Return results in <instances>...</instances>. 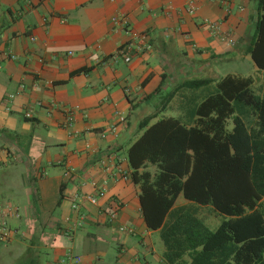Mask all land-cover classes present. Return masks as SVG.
Returning a JSON list of instances; mask_svg holds the SVG:
<instances>
[{
  "label": "crops",
  "instance_id": "obj_1",
  "mask_svg": "<svg viewBox=\"0 0 264 264\" xmlns=\"http://www.w3.org/2000/svg\"><path fill=\"white\" fill-rule=\"evenodd\" d=\"M258 1L193 0L190 15L188 0H0V226L10 233L0 264L67 254L80 264H167L160 231L143 220L128 149L160 93L194 125L220 66L249 56ZM99 189L105 196L89 204L84 196ZM179 196L172 213L184 207L210 223L199 214L210 206Z\"/></svg>",
  "mask_w": 264,
  "mask_h": 264
},
{
  "label": "trees",
  "instance_id": "obj_2",
  "mask_svg": "<svg viewBox=\"0 0 264 264\" xmlns=\"http://www.w3.org/2000/svg\"><path fill=\"white\" fill-rule=\"evenodd\" d=\"M258 11L245 54L264 70V0ZM252 86V77L221 78L196 105L191 127L172 117L149 125L156 114L138 125L144 132L127 152L130 177L147 228L160 231L167 264H264V95ZM179 195L224 219L210 230L190 209L172 213Z\"/></svg>",
  "mask_w": 264,
  "mask_h": 264
},
{
  "label": "rangeland",
  "instance_id": "obj_3",
  "mask_svg": "<svg viewBox=\"0 0 264 264\" xmlns=\"http://www.w3.org/2000/svg\"><path fill=\"white\" fill-rule=\"evenodd\" d=\"M219 72H220L219 73L220 77L218 80H220L221 78H223L229 74H233V75H237V76H241V77H252V79H253L252 88H253L254 92L256 94H258L259 96L264 95V70H258L255 67L254 63L252 62L250 56H248L245 60H243L240 63L236 62V61H230V62H227L225 65H221ZM170 93L171 92H168L167 94L166 93H160L154 99H152L149 102L150 107L148 109V112H149L148 115L151 113L156 114V118L152 119L149 125L156 123L159 119H161L163 117L177 118V116L173 112L179 108V105L181 103L177 99V100L172 101L170 104ZM186 101H191V99H186ZM168 104H169V106H168ZM181 105H183V103ZM181 110H183V109H181ZM137 113H139V111H137ZM135 118H136V116L134 115L133 120H132V124L134 123ZM143 132H144V130H139V127L137 126L135 129V134H134V138H133L134 141L132 143H134L142 135ZM146 171H148L151 174H155L156 173V167L154 165H148V167L146 168ZM182 201H185V199L183 198L182 195H180L178 200H177V204H179ZM200 209L201 210H200L199 214L204 219L208 220L211 223V225H210V223L205 222V225L210 229H213L214 227H216L224 219L223 216L216 214L209 207L208 208H200ZM212 223H213V225H212ZM154 239L156 240L157 243H159L160 232H159V234L156 235V237H154ZM160 244L163 245L162 242Z\"/></svg>",
  "mask_w": 264,
  "mask_h": 264
},
{
  "label": "built area",
  "instance_id": "obj_4",
  "mask_svg": "<svg viewBox=\"0 0 264 264\" xmlns=\"http://www.w3.org/2000/svg\"><path fill=\"white\" fill-rule=\"evenodd\" d=\"M224 3H225V5L229 6L230 0H224ZM194 11H195V8L193 6V0H188V2H187V12L190 15H193ZM204 25L209 31L214 32V33H219V25L217 23L210 22V21H205ZM223 39L227 42V44H232L233 43V41H232L231 37L229 36V34L223 35ZM126 52L127 51H125L124 49H121L118 52V54H121V55L125 54L126 55ZM125 61H129L128 55H126ZM25 117L26 118H31V111L30 110L26 111ZM68 175H69V172L68 171L65 172L64 176H68ZM104 196H105V191L99 189L94 194L85 195L84 199L91 205H97L99 200L101 198H103ZM72 209L74 211L78 212L79 209H80L79 204L78 203H74L72 205ZM114 217H115V213L110 215V220H113ZM66 221H69V219H66ZM119 231L122 232V233H126V234L127 233L130 234L132 232V230L130 228H126V227H119ZM9 235H10L9 231H7V229L5 227H1L0 226V241L9 238ZM80 261L81 260H80L79 257H74L71 254H67L64 257V259L59 261L57 264H80Z\"/></svg>",
  "mask_w": 264,
  "mask_h": 264
}]
</instances>
